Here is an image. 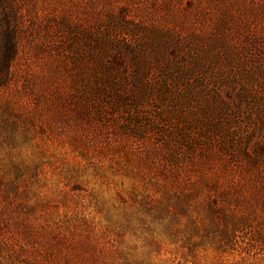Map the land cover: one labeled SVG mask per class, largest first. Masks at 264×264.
Wrapping results in <instances>:
<instances>
[{
	"label": "rangeland",
	"instance_id": "374dc122",
	"mask_svg": "<svg viewBox=\"0 0 264 264\" xmlns=\"http://www.w3.org/2000/svg\"><path fill=\"white\" fill-rule=\"evenodd\" d=\"M2 1L0 264H264V0Z\"/></svg>",
	"mask_w": 264,
	"mask_h": 264
},
{
	"label": "trees",
	"instance_id": "16d2710c",
	"mask_svg": "<svg viewBox=\"0 0 264 264\" xmlns=\"http://www.w3.org/2000/svg\"><path fill=\"white\" fill-rule=\"evenodd\" d=\"M4 5L3 1L0 0V9L3 10ZM0 10V31L3 29L5 30L4 33V42H5V50L1 53V61L0 64V86L3 85V83L6 80L7 74L9 72V69L11 67L12 62L14 61L16 57L17 52V45H16V39H15V33L13 31V25L12 21L7 14L6 11L1 12Z\"/></svg>",
	"mask_w": 264,
	"mask_h": 264
}]
</instances>
